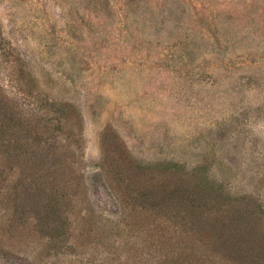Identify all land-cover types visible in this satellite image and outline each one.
Here are the masks:
<instances>
[{
    "label": "rangeland",
    "instance_id": "1",
    "mask_svg": "<svg viewBox=\"0 0 264 264\" xmlns=\"http://www.w3.org/2000/svg\"><path fill=\"white\" fill-rule=\"evenodd\" d=\"M0 39V79L28 96L18 123L41 112L54 146L6 132L33 152L0 153V264H220L236 252L213 242L208 217L228 199L202 195L192 215L161 192L150 213L127 193L194 186L183 172L200 168L264 210V0H0ZM203 237L216 261L198 257Z\"/></svg>",
    "mask_w": 264,
    "mask_h": 264
},
{
    "label": "trees",
    "instance_id": "2",
    "mask_svg": "<svg viewBox=\"0 0 264 264\" xmlns=\"http://www.w3.org/2000/svg\"><path fill=\"white\" fill-rule=\"evenodd\" d=\"M1 40L2 39H0V64H5L4 61L6 62V60L4 59L10 56V47L6 44L4 45ZM7 80L8 78L3 80L0 79V153L9 157L12 156L11 152L13 153V156H19L26 152L29 154V150L31 149L28 146L29 149H23L24 146L19 145L18 141H15L14 144L11 145V141L8 137H11L12 135H7L6 132L15 128L19 129L21 132H25L26 130L24 140L27 141V143L29 140H33V142L35 141L37 143L43 141L45 145H50L51 148H54L53 144L48 143L47 139H42V135L44 134L43 130L37 125L40 124L42 120H45V117L41 112L33 110L30 112V115L27 116V119L33 122L34 126H26L24 123L26 127H22L21 123H18V118L15 116L16 107L25 103L24 99H27L28 96L25 91L22 90V82L14 86L13 79L9 82H6ZM12 88L15 89V92L11 90ZM27 102L28 105H31L30 101ZM59 111L62 116L59 118L60 121L57 120L60 125L55 128V131L57 133L58 131L59 133H67V124L69 122L68 114L64 109L63 113L61 109ZM14 123H17L18 126H13ZM41 123L45 124V122ZM44 129L45 131L47 130L46 127H44ZM4 156L0 157L4 158ZM164 170L184 171L185 168L184 165L179 166L178 164L169 162L164 166ZM4 173H6V171ZM183 174L186 176L189 175L188 177H191L194 180L195 185L188 187L174 184L169 185L167 190L161 191L157 185L151 181V185L142 186V191L134 190L132 193H127V195L131 202L137 206L142 205L145 210L154 213L153 208L159 205L156 198H159L161 192H163V194H168L176 199L177 203L184 208V211L188 214L190 212L192 215L200 210V200L202 195L228 199L224 206L226 208L211 213L212 216L209 214L208 217L213 223L212 227L217 230V235L213 242L219 243V246L226 245L227 248H230L229 250L236 252H233L230 255H226L228 253L222 254L217 252L219 254L218 258L216 256V248L210 245L212 240L203 237V239H195L200 248V254L198 257L203 255L206 260L213 261H216L218 258L220 264H264V221H262L264 219V210L259 205L257 208H254L255 204L253 205L245 202L243 199L238 201L239 199L232 198L228 192L224 191L221 184L210 180L206 171L202 169L200 170V168H193L189 171L186 170ZM128 186L129 183L125 185L126 188ZM153 199H156V202L152 201ZM65 220L66 218H61L60 216L58 223V234L60 235H65L67 232V223L65 224ZM259 223H262L259 225L261 228L260 230L257 228ZM234 254H237V256L233 257ZM188 262L189 264H203L195 257L190 258ZM206 263L210 264L208 261Z\"/></svg>",
    "mask_w": 264,
    "mask_h": 264
}]
</instances>
